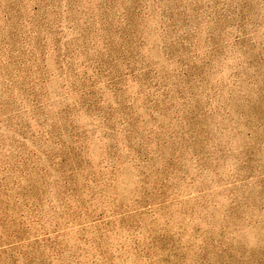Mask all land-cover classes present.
I'll return each instance as SVG.
<instances>
[{
	"label": "rangeland",
	"instance_id": "374dc122",
	"mask_svg": "<svg viewBox=\"0 0 264 264\" xmlns=\"http://www.w3.org/2000/svg\"><path fill=\"white\" fill-rule=\"evenodd\" d=\"M0 264H264V0H0Z\"/></svg>",
	"mask_w": 264,
	"mask_h": 264
}]
</instances>
